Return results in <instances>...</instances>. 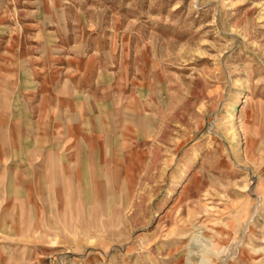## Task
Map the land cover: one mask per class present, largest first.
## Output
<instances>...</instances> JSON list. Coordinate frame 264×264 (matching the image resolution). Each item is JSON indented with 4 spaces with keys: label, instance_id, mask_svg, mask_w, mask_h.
<instances>
[{
    "label": "rangeland",
    "instance_id": "1",
    "mask_svg": "<svg viewBox=\"0 0 264 264\" xmlns=\"http://www.w3.org/2000/svg\"><path fill=\"white\" fill-rule=\"evenodd\" d=\"M72 66L88 132L19 133ZM0 264H264V0H0Z\"/></svg>",
    "mask_w": 264,
    "mask_h": 264
},
{
    "label": "crops",
    "instance_id": "2",
    "mask_svg": "<svg viewBox=\"0 0 264 264\" xmlns=\"http://www.w3.org/2000/svg\"><path fill=\"white\" fill-rule=\"evenodd\" d=\"M64 69H67L66 66ZM72 70L71 75L60 76L47 87L36 85L34 90H28L20 96L19 133L37 134L41 126L46 132L50 131H47L45 126L57 128V130L69 128L70 132L79 134L88 132L87 128L92 123L90 95L87 93V90L91 88L90 80L87 79L84 68ZM62 73L64 75L65 71ZM36 82H40V78H36ZM50 112L53 115L56 113V116L49 117ZM40 117L47 118L43 122L45 126L38 122ZM10 119V116L8 118L6 115L3 116L5 128L12 126Z\"/></svg>",
    "mask_w": 264,
    "mask_h": 264
}]
</instances>
